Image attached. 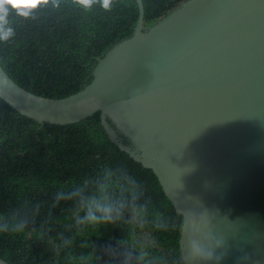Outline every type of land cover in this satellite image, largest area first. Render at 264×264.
<instances>
[{"label":"water","instance_id":"obj_1","mask_svg":"<svg viewBox=\"0 0 264 264\" xmlns=\"http://www.w3.org/2000/svg\"><path fill=\"white\" fill-rule=\"evenodd\" d=\"M137 2L133 34L84 88L39 95L0 65V98L42 123L101 110L183 216V264H264V0H186L146 28ZM194 242L211 256H194Z\"/></svg>","mask_w":264,"mask_h":264},{"label":"trees","instance_id":"obj_2","mask_svg":"<svg viewBox=\"0 0 264 264\" xmlns=\"http://www.w3.org/2000/svg\"><path fill=\"white\" fill-rule=\"evenodd\" d=\"M184 1L143 0V27ZM139 12L137 0H4L0 37L7 28L12 34L0 38V65L31 92L69 96L92 81L108 49L133 34ZM102 194L122 201V214L78 223L87 201ZM134 207L143 209L142 224ZM0 223L9 225L0 231L7 264H123L128 255L136 264L140 253L141 264H183V216L155 170L112 139L101 110L42 123L0 98ZM18 223L24 227L13 231Z\"/></svg>","mask_w":264,"mask_h":264},{"label":"clouds","instance_id":"obj_3","mask_svg":"<svg viewBox=\"0 0 264 264\" xmlns=\"http://www.w3.org/2000/svg\"><path fill=\"white\" fill-rule=\"evenodd\" d=\"M24 16L30 15L29 12H24ZM12 34V29L7 28L0 38L7 39ZM130 183H134L130 181ZM132 199H136V193H132ZM123 202L114 200L107 194H102L99 197L90 198L85 204V215L77 220L78 223H95L98 221H112L114 218L122 214ZM143 209L133 208L134 219H140L141 224L143 223L142 216ZM162 225H157L161 227ZM24 227L23 223H18L12 227L13 231H19ZM9 225L7 223H0V231H8ZM191 251L194 256L198 257H210L211 253L205 248L201 247L198 243H193ZM144 253H140L136 257V264H141ZM123 264H132V256L128 255Z\"/></svg>","mask_w":264,"mask_h":264}]
</instances>
